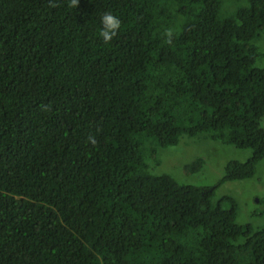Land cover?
Wrapping results in <instances>:
<instances>
[{"label":"trees","instance_id":"obj_1","mask_svg":"<svg viewBox=\"0 0 264 264\" xmlns=\"http://www.w3.org/2000/svg\"><path fill=\"white\" fill-rule=\"evenodd\" d=\"M246 1L0 0V264H264V226L212 199L264 157V0ZM196 134L250 154L212 186L149 172Z\"/></svg>","mask_w":264,"mask_h":264},{"label":"rangeland","instance_id":"obj_2","mask_svg":"<svg viewBox=\"0 0 264 264\" xmlns=\"http://www.w3.org/2000/svg\"><path fill=\"white\" fill-rule=\"evenodd\" d=\"M246 4V0H221L219 14L229 16L234 8ZM255 44L260 51H264V33H261ZM156 150L157 162L153 163L149 158L145 162L149 172L165 173L178 183L196 186L214 185L223 175L226 162L243 161L250 154L247 148L221 144L203 134L181 135L176 144L158 147ZM196 158L202 160L197 170L184 168ZM222 195H229L236 202V223L250 224L253 229L264 226V157L256 162L251 177L224 180L218 184L213 192V201Z\"/></svg>","mask_w":264,"mask_h":264},{"label":"clouds","instance_id":"obj_3","mask_svg":"<svg viewBox=\"0 0 264 264\" xmlns=\"http://www.w3.org/2000/svg\"><path fill=\"white\" fill-rule=\"evenodd\" d=\"M79 0H70L69 7L76 8L78 6ZM49 7H56L55 0H49ZM101 30L99 36L102 37L105 44L110 43L114 37L117 36L118 31L121 27V20L111 12H105L101 16ZM166 42L171 44L175 33L173 29L166 28L163 33ZM88 141L95 145L97 142L94 136H89Z\"/></svg>","mask_w":264,"mask_h":264}]
</instances>
